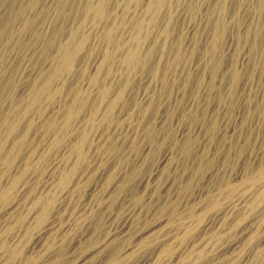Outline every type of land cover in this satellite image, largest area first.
Returning a JSON list of instances; mask_svg holds the SVG:
<instances>
[{
    "label": "rangeland",
    "instance_id": "obj_1",
    "mask_svg": "<svg viewBox=\"0 0 264 264\" xmlns=\"http://www.w3.org/2000/svg\"><path fill=\"white\" fill-rule=\"evenodd\" d=\"M19 1L23 2V6L29 4V0ZM33 1V7L26 5L24 9L21 6L22 10L16 1H0V26L2 21L10 24L9 33H5L6 37L0 40V95L4 94L0 103V131H6L3 117L14 102L19 103L21 112H13L10 121L19 120L20 134L28 129L20 147L12 150L13 137L6 141L7 153L12 150L16 157L12 165L4 161L5 155L0 157V190L9 187L14 175L25 166L27 157L33 161L20 176L22 180L19 178L18 187L9 189L8 199L3 200L6 206L18 197L22 206L10 211V214L5 213V206L0 202V235L3 233L2 237L6 238L10 249L12 247L20 252L23 249V253L12 264H28L26 256L36 255L40 251L37 247L38 252L31 250L32 253L27 248L31 245L36 229L45 223L48 216L49 220L56 216L60 219L58 221L63 222L61 220L67 215L79 213L81 219L75 226L77 228L74 227L70 232L74 235L65 240V245L62 243L65 248L57 243L54 251H47L50 256L44 254V264L55 261L60 247L65 253L64 259L56 263L71 264L90 252L94 240L103 237L111 226L122 222L127 215H131V231L135 235H141L162 219L170 218L166 224H169L170 232L175 236L173 242L176 245L173 243L175 247L169 248L168 252H161L157 242L149 244L125 257L121 264H132L146 257H155L153 260L157 264H165L180 248L189 244H195V248L202 253L201 257L194 259V264H261V253H264V168H260L264 160V62L253 50L252 40L261 24L262 31L258 39L264 45V0H226L225 10L220 13L214 11L219 0H174L168 42L173 45L178 36H182V59L176 60L175 49L163 53V31L169 17L164 9L140 47L143 63L140 65L137 62L132 67H126L125 52L130 47H136L131 35L136 31V19H149L147 7L150 0H107L106 15L97 20H92L91 15H87V18L80 9L87 2L96 4L100 0H69L71 6L68 4V15L58 13L65 0ZM114 20L116 29L111 34L107 33ZM217 20L224 24L225 33L218 44L222 53L221 62L215 67L209 52L212 50V31ZM26 22L29 26H26ZM78 22H83L79 32L76 29ZM75 31L78 32L77 36L84 32L87 41L76 57L73 70L56 82L51 97H43L36 107L23 113L32 84L36 82L37 86L42 85L43 75L57 62V43L66 41L70 33ZM243 36L248 39L242 41ZM109 53L112 58L108 63L105 62V55ZM172 62L178 63L173 66ZM234 67L238 68L241 75L234 95L229 96ZM107 68L110 75L106 77ZM154 70L158 72L155 74ZM96 78L98 83L94 82ZM127 78L129 86L118 97ZM101 85H107L105 87L108 90V95L103 99L99 98ZM73 89L80 91L79 97L85 102V107L76 113L75 122L73 119L68 127L64 125L63 115L65 108L74 102ZM108 101L114 104L109 114ZM90 112L95 116L91 122L92 130L89 129L91 145L84 148V160H77L75 153L72 154V146ZM214 116L217 117L216 129L212 125ZM50 118L56 121L54 128L46 126ZM150 124L154 134L149 132ZM187 137L194 140L188 151L183 149ZM165 155L169 158L164 167L166 169H161L159 177L146 184V178ZM74 158L76 161H73ZM61 171L70 172L69 181H72L68 184L75 186L74 193L67 198L63 197L61 190H65L60 189L58 184L57 178ZM48 177L47 182L50 183L46 184L52 188V192L45 191L47 187L44 182ZM227 180L231 185L224 184L223 187V182ZM28 187L31 189L28 190ZM261 191L262 200L246 213L243 220L236 219L238 212L231 213L224 222L218 219L220 217L217 214L221 211L219 206L222 209L224 202L234 198L251 201ZM40 192L46 193L42 196L47 200L52 194L58 198L53 201L55 204L58 202L55 206L51 202L53 209L46 218H41L39 211L37 213L38 205L30 210V214V211L26 210V213L23 209V204L29 203L33 195L35 197ZM57 195H61L60 200ZM171 197L181 198L176 210L163 204ZM85 204L87 209L79 211ZM21 210L26 214L22 216L25 219L20 224L16 214L24 213ZM37 219L40 224L36 223ZM208 221L216 224L207 232L205 225ZM222 227L225 229H220ZM3 228L9 229V233ZM243 228L254 232V240L249 242L241 233ZM19 229L20 232L14 233ZM12 233L17 238L12 240ZM118 240L116 238L113 243ZM233 240H238L240 245L231 252L228 246ZM199 243L201 249L198 248ZM111 245L91 258L92 263L104 264L103 261L112 251ZM0 251V264L8 263V251H4L1 246ZM42 258L35 264H43Z\"/></svg>",
    "mask_w": 264,
    "mask_h": 264
},
{
    "label": "bare ground",
    "instance_id": "obj_2",
    "mask_svg": "<svg viewBox=\"0 0 264 264\" xmlns=\"http://www.w3.org/2000/svg\"><path fill=\"white\" fill-rule=\"evenodd\" d=\"M0 1H3V0H0ZM4 1H6V0H4ZM16 1V3H17V5H19L20 6V9H21V6L25 9V7H26V5H30V6H32L33 5V0H29V4H26V5H24L23 6V2H20L19 0H12V2H15ZM66 1V3H64L62 6H61V8L59 9L60 10V12H58V13H60V14H62L63 13V15H64V13H65V15H68V4H69V0H65ZM106 1L107 0H100L98 3H96V4H93V3H90V2H87V3H85V4H83V6H82V8L80 9V11H81V13L82 14H85V16L87 17V15H91L90 17L92 18V20H94V19H96V18H98V17H104L105 15H106ZM151 2L150 3H148V7H147V16L149 15V17H147V18H149V19H146V18H144V17H139L138 19H136V31H135V33H133L132 35H131V37H132V41L135 43V48H131L130 47V49L129 50H127L126 52H125V63H126V67H132V66H134L137 62H139V64L141 65L143 62H142V60H141V54H140V47H141V45L143 44V42L146 40V38H147V36H148V34L150 33L149 32V29H150V27H154L155 25H156V23H157V19H158V17H159V14L164 10V9H166L165 11L166 12H168L169 13V17H167L168 18V20H166V21H168V23H167V26L164 28V31H163V33H164V41H163V43H162V50H163V53L164 52H166V50L168 51V49H175V55H174V57H176V60H178V59H182V36H178V38L176 39V41L174 42V44L172 45H170V43L168 42V39H169V36H170V33H171V30H170V24H171V22H173L172 21V19H173V16H172V7H174L173 5H174V0H150ZM261 1H263V0H261ZM71 3V2H70ZM70 5V4H69ZM35 6V5H34ZM71 6V5H70ZM33 7V6H32ZM76 7V6H75ZM225 7H226V0H219V2L217 3V5H215V7H214V11H217V12H223L224 10H225ZM19 8V7H18ZM22 8V9H23ZM74 8V7H73ZM79 8H80V6H79ZM21 9V10H22ZM76 10V9H75ZM19 11V10H18ZM24 11V10H23ZM69 11H71V10H69ZM13 12V11H12ZM73 12V11H72ZM164 12V11H163ZM165 12V13H166ZM58 13H57V15H58ZM69 13H71V12H69ZM75 13V12H74ZM19 13H17V15H18ZM59 14V15H60ZM79 14V13H78ZM11 15H13V14H10V16ZM58 15V16H59ZM75 15H77V13L75 14ZM165 15V14H164ZM14 16H16L15 14L13 15V17ZM19 16H21V15H19ZM85 16H84V18H85ZM140 16V15H139ZM142 16H143V14H142ZM61 17H63V16H61ZM73 17H74V15H73ZM110 17V16H109ZM17 19H18V17H16ZM83 18V17H82ZM88 18V17H87ZM9 19V18H8ZM7 19V20H8ZM14 19V18H13ZM237 19V18H236ZM12 20V19H11ZM85 20H86V18H85ZM97 20V19H96ZM238 20V19H237ZM10 21V20H9ZM241 21V20H240ZM29 22H31V21H29ZM116 22V20H114L111 24H110V26L108 27V29H107V33L109 32L110 34L116 29V24L117 23H115ZM118 22V21H117ZM28 22H26V26L28 25L27 24ZM83 23V22H82ZM82 23H80V22H78V23H76L77 24V26H76V29L78 30V32H79V30L81 29V26H82ZM121 23V22H120ZM1 24V23H0ZM9 25L10 24H8V22L6 21V23H3V21H2V25L0 26V40L2 39V37H6V35H4L5 33H7L8 32V30L10 29V27H9ZM29 26V25H28ZM260 27H262L261 26V24H260V26L257 28V31L254 33L255 34V38L252 40V47H253V50L255 51V52H257L261 57H260V60L262 61V62H264V45L261 43V41H259V39H258V37H259V34H260V32L262 31L261 30V28ZM151 28V29H152ZM75 29V30H76ZM151 29H150V31H151ZM57 30V29H56ZM76 30V31H77ZM11 31V30H10ZM71 32L70 33V35H69V37H68V39L66 40V41H60V42H58L57 43V53H58V55H57V62H56V64L54 65V67L50 70V71H48L46 74H44L43 75V84L42 85H40V86H37L36 85V82H34L33 84H32V87H31V90H30V92H29V95H28V100H27V103H26V108H25V110L23 111V113H26V112H28L29 111V109H31V108H33V107H36L37 105H38V103H39V101L40 100H42V98L43 97H51L52 96V94H53V87H55L56 86V82L59 80V79H62V77L64 76V74H66V73H70L72 70H73V67H74V62H75V60H76V57H77V55H78V53H80L81 51V49L83 48V46H84V44L86 43V41H87V35H85V34H83V33H81V35H78L77 36V34H78V32ZM58 32V31H57ZM56 32V33H57ZM213 32V44H212V50H211V52H209L210 53V59L213 61V65L216 67H218L220 64V55L222 54H220V48H219V46H218V44H219V42H220V39L222 38V36L224 35V33H225V26H224V24L223 23H220V21H215V23H214V30L212 31ZM254 32V31H253ZM9 33V32H8ZM60 33V32H59ZM162 33V32H161ZM61 34V33H60ZM80 34V33H79ZM109 34V35H110ZM58 35V34H57ZM112 36V35H111ZM41 37V36H40ZM109 37V36H108ZM55 38V37H54ZM250 38V37H249ZM239 39H240V37H239ZM246 39H248L247 38V36H243V37H241V40L243 41H245ZM112 40H113V38H112ZM58 41V40H57ZM108 41L109 42H111V40L110 39H108ZM113 42V41H112ZM173 42V41H172ZM51 44H53V43H51ZM56 44V43H55ZM238 46H239V44H238ZM236 50V49H235ZM80 51V52H79ZM238 51V50H237ZM237 51H235V52H237ZM170 52V51H169ZM237 54H239V52L237 53ZM237 54H235V55H237ZM184 55V54H183ZM235 57V56H234ZM104 58V57H103ZM112 58V55L109 53V54H106L105 55V62H108L109 63V59H111ZM236 58H234V60H235ZM104 62V61H103ZM142 62V63H141ZM178 63V62H177ZM176 63V64H177ZM172 64H173V66L174 65H176L175 64V62L173 63L172 62ZM262 66V65H261ZM169 67H171V66H169ZM233 70H232V75H231V86H230V95L229 96H232V95H234V93H235V91H236V85H237V82L239 81V78H240V75H241V73H240V71L238 70V68L237 67H234V68H232ZM106 70V69H105ZM217 70V69H216ZM158 71L157 70H154V73L156 74ZM216 73V72H215ZM110 75V72H109V68H107V70H106V72H105V76L107 77V76H109ZM187 75V74H186ZM188 79V76H187V78H186V80ZM213 79V78H212ZM11 80V79H10ZM185 80V81H186ZM61 81V80H60ZM214 81V80H213ZM94 82L95 83H98V78H96L95 80H94ZM7 83V82H6ZM5 83V84H6ZM10 83H12V82H10ZM105 84V83H104ZM12 85V84H11ZM5 86V85H4ZM105 86H107V85H105ZM105 86H103V85H101V88H100V91L99 92H101V94H100V97L99 98H101V99H103V98H105L107 95H108V90H107V88L105 87ZM127 86H129V78H127L126 80H125V83L123 84V86L121 87V89H120V91L118 92V97H120V96H122L123 95V93H124V90H125V88H127ZM6 87V86H5ZM4 90V89H3ZM5 91H6V89H5ZM2 92V91H1ZM125 92H126V90H125ZM3 93H4V91H3ZM72 94H73V97H74V102H73V104L72 105H69V106H67V108H65V111H64V115H63V121H64V125H69V124H71V122H73V119H74V117H75V115H76V113L77 112H79V111H81V109H83V107H85V102H83V99H81L80 97H79V94H80V91L78 90V89H73V92H72ZM232 94V95H231ZM4 95V94H3ZM3 95H0V103H1V101L3 100L2 99V96ZM86 95V94H85ZM88 95V94H87ZM115 97H116V95H114ZM85 98V97H84ZM229 98V97H228ZM117 99V98H116ZM87 100V99H86ZM106 100V99H105ZM118 100V99H117ZM104 101V100H103ZM101 102V101H100ZM109 102L110 101H108V111H107V113L109 114V112H111L112 111V109L114 108L113 107V105L114 104H109ZM116 102V101H115ZM102 103V102H101ZM97 104V103H96ZM115 104H117V103H115ZM18 105H19V103H17V102H14L13 103V105H12V108H9V111L4 115V117H3V120H4V123L6 124V131L3 133V132H1L0 131V157H2V156H4L3 158H4V161H6V163L8 164V165H12V163L14 162V160H15V157H16V155H14V154H12V150L15 148V147H20L21 146V144H22V142H23V140H24V138H25V135H26V131H28V129H26V131L23 133V134H20L19 133V120L18 121H10V117H11V115H12V113L13 112H21L19 109H18ZM95 106V105H94ZM97 106V105H96ZM96 108V107H95ZM97 109V108H96ZM95 110V109H94ZM92 111H93V109H92ZM97 111V110H96ZM96 111H94V112H96ZM106 113V112H105ZM105 115V114H104ZM95 116H94V113L93 112H90V115H89V117L87 118V120H86V123H84L83 125V127H82V129H81V132H80V135L78 136V138H76L77 140L74 142V144H73V146H72V151H73V153L72 154H74V155H76V157H77V160L79 159H83L84 160V157H85V155H84V148L87 146V145H89V134H90V132H89V129L91 128V122H92V120H93V118H94ZM197 117H198V115H197ZM196 117V118H197ZM202 118V117H201ZM94 120H95V118H94ZM93 120V121H94ZM74 122H75V119H74ZM31 123V120L29 121V123H28V125ZM83 123V122H82ZM55 124H56V121H55V119H53V118H50L49 120H47V123H46V126H47V128H54L55 127ZM73 124V123H72ZM152 124V123H151ZM150 124V126L148 127V129H149V132L150 133H152L153 132V129H152V125ZM63 125V126H64ZM212 125H213V127L215 128L216 127V125H217V117L216 116H214V118H213V120H212ZM152 126V127H151ZM69 127V126H68ZM64 128V127H63ZM212 128V127H211ZM67 129V128H66ZM216 129V128H215ZM65 130V129H64ZM91 130H92V128H91ZM67 132H68V130H67ZM67 134V133H66ZM152 134H154V133H152ZM225 135V134H224ZM10 137H13V139H12V141H13V148H12V150H9L10 152H8L7 153V151H6V149H5V144H6V141L8 140V139H10L11 140V138ZM151 137V136H150ZM75 139V138H74ZM111 139V138H110ZM97 140V139H96ZM132 140H133V138H132ZM123 141V140H122ZM113 143V142H112ZM128 144V143H127ZM193 144H194V140H191V138L190 137H187L186 139H185V141H184V147H183V149L185 148L187 151L189 150L188 148H191L192 146H193ZM34 145V144H33ZM91 145V144H90ZM89 145V146H90ZM133 145H134V143H133ZM130 146V145H129ZM117 149V148H116ZM19 150V149H18ZM71 150V149H70ZM186 150H185V152H186ZM71 152V151H70ZM30 155V154H29ZM128 155V154H127ZM104 156V155H103ZM107 156V155H106ZM75 157V158H76ZM124 157V156H123ZM162 157V156H161ZM167 157H169V156H167ZM74 158V159H75ZM64 159V158H63ZM169 158H166V155L165 156H163L159 161H158V163H157V165L155 166V169L150 173V175L146 178V180H147V182H146V184L147 183H149V182H151V180H153V179H155V178H158L159 177V175H160V172H161V169H163L164 167H165V165H166V163H168V162H166L167 160H168ZM31 159H28V157H27V159H26V162H24L25 164V166L23 167L22 166V168L19 170V172L17 173V174H15L14 175V177L11 179V181H10V183H9V187H5V189H2V190H0V202L3 204V206H5L4 204V201L3 200H5V199H8V195H7V193H9V189H13V188H15V186H17V184L18 183H20L19 181V178H20V176L22 177V174L24 173L23 171H27L28 170V167H30V165H31V162H33V161H30ZM34 160V159H33ZM56 160V159H55ZM62 160V159H61ZM68 160V159H67ZM37 161V160H36ZM73 161H76V159L75 160H73ZM95 161V160H94ZM102 161V160H101ZM77 162H79V161H77ZM81 162V161H80ZM38 163V162H37ZM55 164V163H54ZM34 165V164H33ZM75 165H76V163H75ZM78 165H79V163H78ZM62 166V165H61ZM71 166V165H70ZM73 166H74V164H73ZM88 166V165H87ZM167 166V165H166ZM18 168V167H17ZM61 168V167H60ZM154 168V167H153ZM199 168V167H198ZM260 168L261 169H263L264 168V160L261 162V166H260ZM53 169V168H52ZM73 169V168H72ZM164 169H166V168H164ZM260 169V170H261ZM51 170V169H50ZM68 170V169H67ZM66 170V171H67ZM77 170H78V168H77ZM80 170V169H79ZM78 170V171H79ZM82 170V169H81ZM46 171V170H45ZM58 171V170H57ZM74 169H73V174H74ZM77 171V172H78ZM103 171V170H102ZM264 171V170H263ZM15 173V172H14ZM71 173H72V171H71ZM87 173V172H86ZM101 173V172H100ZM132 174V173H131ZM57 175V174H56ZM135 175V174H134ZM260 175V174H259ZM262 175H263V173H262ZM24 176V175H23ZM48 176V175H47ZM50 176H52V174L50 175ZM74 176H75V174H74ZM80 176V175H79ZM108 176H110V175H108ZM114 176V175H113ZM35 178V177H34ZM110 178H111V176H110ZM114 178V177H113ZM21 180H22V178H20ZM52 179V178H51ZM58 184H59V188L60 189H62L63 188V190H65V191H62L61 190V192H62V195H63V197H65V198H67V197H69V196H71L73 193H74V188L73 187H75L74 185H73V187H72V185H70V184H68V182H70V181H72V180H70L69 181V179H70V172L69 173H66V172H62L61 171V173L59 174V176H58ZM109 179V178H108ZM49 180V177H48V179L46 180V182H44L45 183V186L47 187V190H45L46 192H49V191H51V189L52 188H50L47 184H49L47 181ZM53 180V179H52ZM110 180V179H109ZM39 181H40V179H39ZM44 181V180H43ZM155 181V180H154ZM224 181V180H223ZM26 182V181H25ZM38 182V181H37ZM54 182H56V180L54 179ZM77 182V181H76ZM121 182V181H120ZM145 182V181H144ZM222 182V181H221ZM44 183H42L43 185H44ZM47 183V184H46ZM72 183V182H71ZM119 183V182H118ZM57 184V183H56ZM120 184H122V182L120 183ZM224 184L225 185H231V183H230V181L229 180H227L226 182H223V187H224ZM70 185V187H72L71 189H70V187H69V189L67 188V186H69ZM221 185V184H220ZM36 186V185H35ZM18 187V186H17ZM52 187V186H51ZM123 187V186H122ZM152 187V186H151ZM20 188V187H19ZM23 188V187H22ZM29 188V187H28ZM35 188V187H34ZM42 188V187H41ZM65 188H67V189H65ZM227 188V187H226ZM225 188V189H226ZM230 188V187H229ZM233 188V187H232ZM262 188V187H261ZM27 189V188H26ZM31 188H29L28 190H30ZM33 189V188H32ZM46 189V188H45ZM231 189V188H230ZM58 190V189H57ZM56 191V190H55ZM60 191V190H59ZM58 191V192H59ZM228 191H229V189H228ZM52 192V191H51ZM77 192V191H76ZM75 192V193H76ZM24 193V192H23ZM35 193V192H34ZM33 193V194H34ZM38 193V192H37ZM210 193V192H209ZM230 193V192H229ZM262 193H263V191H261V192H258L257 194V196L255 197V198H251L252 200L250 201V200H245V201H241L240 199H233V200H228L226 203L224 202V204H222V205H224V207L221 209L220 208V206H219V209L221 210L217 215V217H220V218H218V219H221L223 222H224V219L225 218H229V215L232 213L233 214V212H238V215H237V218L236 219H238L239 221L240 220H243L242 218H244L245 217V215H246V213H248V211L249 210H253V208L256 206V205H258V202H260V200H262L260 197L262 196ZM42 192H40V194H37L35 197H34V195H33V199H31L30 200V202L29 203H27V202H25L26 204H23V209H25V212H26V210L27 211H32V209L34 210V208L33 207H35V206H37V207H39V208H37L38 210H37V213H38V211H39V215L41 214V218H46L47 216H48V214L51 212L50 210H51V208L53 207V206H51V202H53L54 200L55 201H57L58 200V198L56 199V196H55V194H52V196H51V198H50V200H47L46 198H44L43 196H42ZM46 194V193H45ZM45 194H43V195H45ZM49 194V193H48ZM47 194V195H48ZM61 194V193H60ZM114 194V193H113ZM116 194V193H115ZM149 194V193H148ZM228 194V193H227ZM255 195V194H254ZM17 195H15V197H16ZM58 196V195H57ZM60 196L61 195H59L58 197H59V200H60ZM150 196V195H149ZM215 196V195H214ZM213 196V197H214ZM237 196V195H236ZM63 197H61V198H63ZM75 197V196H74ZM77 197V196H76ZM170 197V196H169ZM168 197V198H169ZM216 197V196H215ZM18 198V197H17ZM17 198H15V199H13V201H11L10 203L6 200V204H7V202H8V204L4 207V209H5V213H10L11 214V212L10 211H13L14 209L16 210V208H18V207H20V206H22V203L20 202V200L19 199H17ZM64 198V199H65ZM78 198V197H77ZM76 198V199H77ZM140 198V197H139ZM210 198H212V197H210ZM49 199V198H48ZM69 199V198H68ZM145 199V198H144ZM181 199V198H180ZM180 199H172V197H171V199H168V200H166V202H164L163 204L164 205H167V206H169V207H171L172 209H174V210H176L177 208H178V205H179V200ZM212 199H214V198H212ZM69 201V200H68ZM96 201V200H95ZM146 201V200H145ZM62 202V201H61ZM58 203V202H57ZM56 203V204H57ZM59 203H60V201H59ZM28 204H31V205H28ZM53 205L55 204L54 202L52 203ZM55 204V205H56ZM70 204V203H69ZM149 204V203H148ZM54 205V206H55ZM60 205V204H59ZM58 205V207H60ZM217 205V204H216ZM221 205V204H220ZM163 206V205H162ZM57 207V208H58ZM75 207V206H74ZM89 207V206H88ZM216 207V206H215ZM222 207V206H221ZM55 208V207H54ZM207 208V207H206ZM36 209V208H35ZM40 209V210H39ZM53 209V208H52ZM56 209V208H55ZM81 209V208H80ZM87 209V207H86V204L85 205H83V207H82V209L81 210H79V211H85ZM89 209V208H88ZM163 209V208H162ZM166 209V208H165ZM192 209H194V208H192ZM191 209V210H192ZM57 210H59V209H57ZM63 210V209H62ZM23 210H21V212H22ZM29 212V214L30 213H32V212ZM50 211V212H49ZM196 211V210H195ZM20 212V211H19ZM24 212V211H23ZM17 213L16 214V220L21 224L22 222H24V219H25V217L23 218L22 216H24L26 213ZM54 212V211H53ZM55 212H57V211H55ZM60 212V211H59ZM89 212V211H88ZM194 212V211H193ZM3 213V212H2ZM131 213V212H130ZM264 213V212H263ZM12 214H14V213H12ZM225 215V216H224ZM236 215V214H235ZM27 216V215H26ZM81 213H79V214H77V215H70V216H68L67 215V217L66 218H64L63 220H61V221H63V222H60V221H58V220H60L58 217L56 218V216H55V218L54 219H52V217H51V219L49 220V218H50V216H48V218H47V220H44L45 221V223L44 224H42L41 226H39L40 228H37L36 229V233H34V237H32V242H31V245L27 248L28 250H29V252L31 251V250H34V251H36V248L38 247V248H40V251L38 252V251H36V252H38L36 255H27L26 257H27V262H28V264H35V263H37L38 262V259H41L43 256H44V254H46V253H48L49 254V252H47V251H49V250H53V249H55V246H56V244L57 243H59V244H61L62 245V243H63V245H65L64 244V242H65V240L67 239V238H69V236H70V238L72 237L71 235H74V234H72V233H70L73 229H74V227L75 226H77L78 225V221L81 219ZM131 216V215H130ZM129 215H127L126 217L124 216V220L122 221V222H120V223H118L117 225H115V226H111V228L109 229V230H107V232H106V234L105 235H103V237H101L100 239L99 238H96L95 240H94V244L92 243V245H94V247L90 250V252H88V253H86V254H84V255H82V256H80V257H78L74 262H72L71 264H93L92 263V261H91V258H94V256L96 255V254H98L99 252H101L102 250H104V249H106V247L107 246H109V245H111L113 242H114V240L117 238V239H120V240H118V241H115L116 243H113L112 245H111V249H112V251L110 252V254H109V256H108V258L105 260V261H103L104 262V264H121V260H123L125 257H127V256H130V255H132V254H134V253H136V252H138V251H140L143 247H148V245L149 244H152L153 245V243H155V242H157L158 243V245H160V250L159 251H161V252H168V249L169 248H173V247H175L174 245H173V238L175 237L173 234H172V231L170 232V227H168L169 226V224L167 225L166 223H168V222H170V218H168V219H166V220H164V219H162L163 221H160V222H158L157 223V225H155V226H151L149 229H147V231L146 232H144V233H142L141 235H135L132 231H131V217H130ZM224 216V217H223ZM9 217V216H8ZM7 217V218H8ZM28 217V216H27ZM232 217V216H231ZM230 217V218H231ZM15 218V217H14ZM40 218V217H39ZM38 218V219H39ZM85 218V217H84ZM223 218V219H222ZM37 219V220H38ZM58 219V220H57ZM121 219V218H120ZM134 219V218H133ZM210 219V218H209ZM215 219V218H214ZM234 219V218H233ZM252 219H255V218H252ZM7 220V219H6ZM13 220H15V219H13ZM231 220V219H230ZM257 220V219H256ZM43 221V220H42ZM87 221V220H86ZM226 221V220H225ZM229 221V220H228ZM233 221V220H232ZM231 221V222H232ZM17 222V223H18ZM5 223H7L6 221H5ZM36 223L37 224H40L39 223V220H38V222L36 221ZM43 223V222H42ZM184 223H185V221H184ZM183 223V224H184ZM188 223V222H187ZM218 223H220V222H218ZM8 224V223H7ZM7 224H5L6 226H7ZM27 224V223H26ZM134 224V223H133ZM206 224V223H205ZM215 224H216V222L215 223H213V222H209L208 221V223L205 225V229H206V231L208 232V230H212V228H214V226H215ZM229 224V223H228ZM227 224V225H228ZM233 224V223H232ZM34 225H36V224H34ZM219 225V224H218ZM217 225V226H218ZM221 225V224H220ZM16 226V225H15ZM82 226V225H81ZM80 226V227H81ZM106 226V225H105ZM174 226V225H173ZM191 226V225H190ZM249 226V225H248ZM251 226V225H250ZM23 227V226H22ZM25 227V226H24ZM23 227V228H24ZM165 227L167 228V229H165ZM183 227V226H182ZM252 227V226H251ZM6 228V227H5ZM75 228H77V227H75ZM189 228V226L188 227H185L184 228V230L185 229H188ZM27 229V228H26ZM183 229V228H182ZM204 229V228H203ZM218 229V228H217ZM220 229H223V227L222 228H220ZM224 229H225V227H224ZM223 229V230H224ZM3 230H4V228H3ZM7 230V234L9 233L8 232V230L9 229H6ZM6 230H4V231H6ZM28 230V229H27ZM26 230V231H27ZM30 230V229H29ZM35 230V229H34ZM173 230V229H172ZM210 230V231H211ZM214 230V229H213ZM223 230H220V231H223ZM1 231V230H0ZM3 231V232H4ZM81 231V230H80ZM83 231V230H82ZM226 231V230H225ZM18 232H20V229H19V231H17V232H14V233H18ZM30 232V231H29ZM175 232V231H174ZM14 233H12L13 234V236H12V234H11V236H12V240L16 237V236H14ZM24 233H25V231H24ZM28 233V232H27ZM77 233V232H76ZM85 233V232H84ZM203 233V232H202ZM212 233V232H211ZM241 233L249 240V242L253 239L254 240V238L253 237H256V236H254L255 234H254V232H250V231H248V230H246V228H243V230L241 231ZM29 234V233H28ZM79 234V233H78ZM101 234V233H100ZM177 234V233H176ZM209 234H210V232H209ZM2 235H3V233H2ZM2 235H0L1 237H2ZM6 235V234H5ZM18 235V234H17ZM27 235V234H26ZM25 235V236H26ZM30 235V234H29ZM76 235V234H75ZM203 235V234H202ZM207 235V234H206ZM219 235V234H218ZM220 235H221V233H220ZM4 236V235H3ZM10 236V235H9ZM10 236V237H11ZM25 236H24V238H25ZM82 236V235H81ZM26 237H28V236H26ZM83 237V236H82ZM99 237V236H98ZM215 237V236H214ZM217 237V236H216ZM241 237V236H240ZM3 238V237H2ZM17 238V237H16ZM210 238V237H209ZM242 238V237H241ZM244 238V237H243ZM6 238H3V239H1L0 240V246L2 247V248H4V251H5V249H6V252L8 251V260H9V262L8 263H6V264H12V261H14V260H16V259H18L17 257L19 256V254L20 253H23V249H21L22 247H20V246H22L21 244L19 245V247H20V249L22 250L21 252H20V250H18V249H12V247H11V249L9 248L10 247V245L8 246V243L6 242V240H5ZM8 240L10 239V238H7ZM21 239V238H20ZM23 239V238H22ZM30 239V238H29ZM176 239V238H175ZM18 240V239H17ZM17 240H15V241H17ZM69 240V239H68ZM111 240H113L111 243H110V241ZM206 240V239H205ZM11 241V240H10ZM242 241V240H241ZM240 241V242H241ZM25 242V241H24ZM24 242H22V243H24ZM207 242V241H206ZM209 242H210V240H209ZM245 242V241H244ZM247 242V241H246ZM15 243V242H14ZM26 243V242H25ZM110 243V244H109ZM192 243V242H191ZM195 243V242H194ZM229 243V242H228ZM11 244V243H10ZM175 244V243H174ZM201 243H199L198 244V246L200 245ZM203 244H205V243H203ZM210 244V243H209ZM27 245V244H26ZM62 245V246H63ZM156 245V244H155ZM176 245V244H175ZM177 245H178V243H177ZM195 244H189L188 246H184L182 249L180 248L178 251V253H175L173 256H171V258H170V260L168 261V262H166L165 264H194V259H197V258H199V257H201L202 255V253H201V251L200 250H198V249H196L195 248V246H194ZM206 245V244H205ZM239 245H240V243H239V241L238 240H233V241H231V244L228 246V250L229 251H231V252H233V251H235L238 247H239ZM15 246V245H14ZM202 246V245H201ZM207 246H208V244H207ZM222 246V245H221ZM17 247H18V245H17ZM18 247V248H19ZM64 247V246H63ZM241 247V246H240ZM61 248V247H60ZM59 248V251H57V253H56V259H55V261H52V262H54V263H56V261H57V263L61 260V259H64V252H63V248H61L60 249ZM65 248V247H64ZM109 248V247H108ZM154 248V247H153ZM178 248V247H177ZM198 248H200V246L198 247ZM204 248V247H203ZM56 249H57V247H56ZM144 249V248H143ZM201 249V248H200ZM51 250V251H52ZM147 250V249H146ZM156 250V249H155ZM208 250V249H207ZM54 251V250H53ZM151 251V250H150ZM224 251V250H223ZM228 251V252H229ZM1 252V251H0ZM25 252V251H24ZM32 252V251H31ZM156 252V251H155ZM213 252V251H212ZM230 252V253H231ZM257 252H258V250H257ZM33 253V252H32ZM148 253V252H147ZM146 253V254H147ZM152 253H153V251H152ZM171 253H172V251H171ZM201 253V254H200ZM206 253V252H205ZM260 253V252H259ZM53 254H54V252H53ZM215 254V253H214ZM223 254V253H222ZM221 254V255H222ZM21 255V254H20ZM26 255V254H25ZM158 255H159V253H158ZM205 255V254H204ZM218 255V254H217ZM260 255V254H259ZM261 261H260V263L261 264H264V253L262 254L261 253ZM49 256H50V254H49ZM140 256V255H139ZM152 256V255H151ZM155 256H157L156 254H155ZM25 257V256H24ZM25 257V258H26ZM52 257V256H51ZM142 257V256H141ZM213 257V256H212ZM215 257V256H214ZM219 257V256H218ZM217 257V258H218ZM233 257V256H232ZM244 257V256H243ZM23 258V257H22ZM48 258H50V257H48ZM134 258V257H133ZM155 258V257H154ZM153 258V259H154ZM222 258H223V256H222ZM235 258V257H234ZM24 259V258H23ZM45 259V258H44ZM43 258H42V263L44 264V262H45V260H44ZM53 259V258H52ZM129 259V258H128ZM135 259V258H134ZM145 259V260H144ZM144 259H141V260H139V261H136L135 263H132V264H157V261H154L153 259H151V258H149V257H146V258H144ZM156 259V258H155ZM214 259V258H213ZM220 259V258H219ZM50 260V259H49ZM67 260V259H66ZM143 260V261H142ZM162 260V259H161ZM216 260V259H215ZM229 260V259H228ZM258 260V259H257ZM22 261V260H21ZM48 261V260H47ZM46 261V262H47ZM90 261H91V263H90ZM174 261H175V263H174ZM209 261V260H208ZM219 261V260H218ZM18 262V261H17ZM24 262H25V260H24ZM52 262H50V263H48V264H54V263H52ZM62 262H63V260H62ZM124 262V261H123ZM227 262V261H226ZM229 262V261H228ZM26 263V262H25ZM24 263V264H25ZM56 263V264H57ZM68 263V262H67ZM210 263V262H209ZM219 263V262H218ZM4 264V263H3ZM17 264H19V263H17ZM21 264V263H20ZM103 264V263H102ZM126 264V263H125ZM131 264V263H130ZM159 264H163V263H159ZM221 264H223V263H221ZM249 264V263H248Z\"/></svg>",
    "mask_w": 264,
    "mask_h": 264
}]
</instances>
